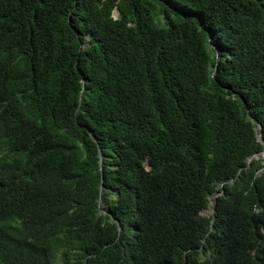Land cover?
Returning a JSON list of instances; mask_svg holds the SVG:
<instances>
[{"label":"trees","instance_id":"trees-1","mask_svg":"<svg viewBox=\"0 0 264 264\" xmlns=\"http://www.w3.org/2000/svg\"><path fill=\"white\" fill-rule=\"evenodd\" d=\"M257 122L264 0H0V264H264Z\"/></svg>","mask_w":264,"mask_h":264},{"label":"water","instance_id":"water-1","mask_svg":"<svg viewBox=\"0 0 264 264\" xmlns=\"http://www.w3.org/2000/svg\"><path fill=\"white\" fill-rule=\"evenodd\" d=\"M117 13H118V11L115 10V16H117ZM215 53H216V63H215L214 69H213L212 77H214V74H215V72H216V70H217V64H218L219 59H220L219 51H218L217 48H215ZM257 125H258V127H257V129H256V132H257L258 140H260V141L264 144V139L262 138V125H261L259 122H257ZM259 156H262V157L264 158V150L261 151V152H258V153H255V154L249 156L248 159H247L248 164H249L252 160L257 159ZM230 182H234V179H231ZM103 191H104V188H103V186H102V187H101V194L103 193ZM220 193H221V192L217 191V192L215 193V195L217 196V195H219ZM211 204H212V207H211L210 212H209L208 214L203 212V215H204V216H212V215H214L216 202L213 200V201H211ZM207 209H208V208H207ZM207 209H205V210H207ZM205 210H204V211H205ZM112 218L115 219L114 217H112Z\"/></svg>","mask_w":264,"mask_h":264},{"label":"bare ground","instance_id":"bare-ground-1","mask_svg":"<svg viewBox=\"0 0 264 264\" xmlns=\"http://www.w3.org/2000/svg\"><path fill=\"white\" fill-rule=\"evenodd\" d=\"M210 210H211V208L210 209H207L204 213H207V211H209L210 212ZM208 214V213H207Z\"/></svg>","mask_w":264,"mask_h":264}]
</instances>
